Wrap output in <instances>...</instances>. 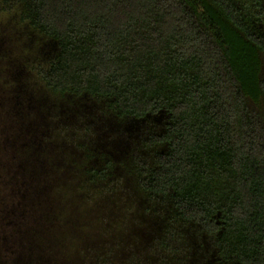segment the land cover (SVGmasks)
<instances>
[{"label": "trees", "instance_id": "16d2710c", "mask_svg": "<svg viewBox=\"0 0 264 264\" xmlns=\"http://www.w3.org/2000/svg\"><path fill=\"white\" fill-rule=\"evenodd\" d=\"M13 11L55 46L38 77L70 154L32 173L47 220L0 264H264V0Z\"/></svg>", "mask_w": 264, "mask_h": 264}, {"label": "rangeland", "instance_id": "374dc122", "mask_svg": "<svg viewBox=\"0 0 264 264\" xmlns=\"http://www.w3.org/2000/svg\"><path fill=\"white\" fill-rule=\"evenodd\" d=\"M54 54L55 46L20 23L18 12L0 15V250H19L17 243L32 229L43 228L48 212L38 193L43 186L31 175L62 165L69 151L58 134L69 122L67 103L50 95L38 77ZM102 237L105 246L113 242Z\"/></svg>", "mask_w": 264, "mask_h": 264}]
</instances>
